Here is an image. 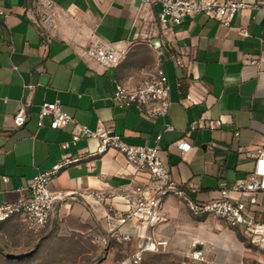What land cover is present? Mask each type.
Segmentation results:
<instances>
[{"label": "crops", "instance_id": "crops-1", "mask_svg": "<svg viewBox=\"0 0 264 264\" xmlns=\"http://www.w3.org/2000/svg\"><path fill=\"white\" fill-rule=\"evenodd\" d=\"M48 1L52 18L44 21V9L35 0H0L5 12L0 14V203L14 201L18 189L64 153L81 155V164L62 170L51 184L53 192L66 195L59 225L75 231L87 224L106 225L108 214L117 231L137 236L135 224L118 225L110 208L126 210L124 194L144 183L149 173H132L124 155L115 150L93 156L97 139H82L62 150L74 124L39 128L37 112L43 101L59 100L79 123L91 128L103 124L130 144L153 145L162 133L160 155L174 180L197 187L189 193L193 200H211L223 183L253 172L255 160L249 153L264 145L263 9L239 11L230 26L203 14L178 25H161L156 0ZM240 27L249 34L243 36ZM97 37L124 50L118 67L105 68L84 56ZM171 55L179 56L184 67L176 66ZM252 58L256 64L248 62ZM158 67L171 84L166 118L144 117L112 99L118 83L136 86ZM21 102L28 103V119L16 127L13 117ZM210 121H217V127L211 129ZM167 122L173 131L165 129ZM177 140L188 142L190 149L183 152L172 145ZM97 191L104 193V201H95L92 193ZM89 200L96 204L90 207ZM173 202V196L166 197L165 210ZM259 203L257 208H263L264 194H259ZM249 215L257 217L255 212ZM17 222L13 218L0 223V230L12 229ZM197 222V240L214 246L207 253L213 264H264V249L251 244L243 230L215 216L198 217ZM47 227L33 233L45 236ZM103 251L98 250L90 264Z\"/></svg>", "mask_w": 264, "mask_h": 264}, {"label": "built area", "instance_id": "built-area-1", "mask_svg": "<svg viewBox=\"0 0 264 264\" xmlns=\"http://www.w3.org/2000/svg\"><path fill=\"white\" fill-rule=\"evenodd\" d=\"M38 7L44 9L43 20L52 18V13L47 10L51 7L48 0H35ZM148 3L150 0H142ZM160 4L158 20L161 25L180 24L184 19L193 15L203 14L213 18L226 26H230L239 11L246 8H258L264 10V0H156ZM0 14L5 12L0 6ZM42 24V23H40ZM238 31L247 36L248 30L240 27ZM84 56L94 60L105 68L118 67L123 59L124 50L114 42L97 37L85 50ZM171 60L176 66L184 67L182 60L177 55H171ZM251 64L257 63V58L248 60ZM112 99L121 106L134 108L144 117H156L164 119L168 116L171 107V84L162 67H158L153 74L145 77L136 86L130 87L118 83L112 93ZM27 102H21L18 111L13 117L14 125L22 127L27 119ZM48 119V123H46ZM74 124L71 138L61 143V148L67 151L82 139L93 138L99 142L93 156L102 155L109 150H115L124 155L126 167L132 172H147L149 178L142 184L128 188L124 194L127 209L122 212H113L118 225L127 223L135 224L137 237L141 230L158 224L161 219L163 201L173 195L182 200L188 206L195 217L215 216L223 219L230 227L243 230L251 244L264 249V205L258 209L259 194H264V145L256 151L249 153L255 160V168L252 173L238 178L231 183H223L218 195L208 201L193 200L189 197L190 192L197 191L195 185L183 186L174 180L169 168L165 165L160 155L159 142L162 133H158L153 145H135L124 141L120 135L110 127L103 124L95 128L79 123L72 115L65 112L59 100L43 101L37 112V125H45L52 129H62ZM217 121H210L211 129L217 127ZM194 123L191 124L193 129ZM165 129L173 131L174 125L170 122L165 124ZM172 145L180 148L183 152L190 149L191 145L184 140H177ZM84 157L81 155L63 154L60 161L35 175L24 189H18V197L12 202L0 203V223L16 218L26 229L39 231L49 226L57 218L59 207L66 195L53 192L51 184L62 170L71 165L81 164ZM8 177H3L7 181ZM24 190V191H22ZM97 202H102L105 195L102 192L92 193ZM250 212L257 213V217H251ZM124 241L132 240L129 233L116 232ZM145 243V244H144ZM140 246V250L133 256L137 263L143 251H151L156 248V243L148 239ZM158 244H161L160 242ZM197 244V243H195ZM198 244L202 248L194 250L192 258L205 264H213L207 257L208 251L214 246L203 242Z\"/></svg>", "mask_w": 264, "mask_h": 264}, {"label": "rangeland", "instance_id": "rangeland-1", "mask_svg": "<svg viewBox=\"0 0 264 264\" xmlns=\"http://www.w3.org/2000/svg\"><path fill=\"white\" fill-rule=\"evenodd\" d=\"M173 197L170 210L162 206L158 224L146 228L142 238L136 236L130 241L118 237L108 214L105 217L108 225L87 224L77 231L68 224L59 225L63 222L57 216L47 227L45 236L17 222L12 229L0 230V264H90L100 249L104 250L103 254L95 258L93 264H205L192 258L200 241L196 237L198 217L185 202ZM88 203L90 207L96 204L90 200ZM148 239L156 243V248L143 251L135 263L133 256Z\"/></svg>", "mask_w": 264, "mask_h": 264}]
</instances>
